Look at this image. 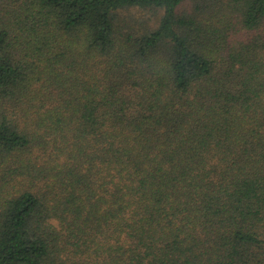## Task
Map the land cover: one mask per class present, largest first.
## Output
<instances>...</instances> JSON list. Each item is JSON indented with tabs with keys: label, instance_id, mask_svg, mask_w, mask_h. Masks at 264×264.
I'll return each instance as SVG.
<instances>
[{
	"label": "trees",
	"instance_id": "obj_1",
	"mask_svg": "<svg viewBox=\"0 0 264 264\" xmlns=\"http://www.w3.org/2000/svg\"><path fill=\"white\" fill-rule=\"evenodd\" d=\"M0 264H264V0H0Z\"/></svg>",
	"mask_w": 264,
	"mask_h": 264
}]
</instances>
